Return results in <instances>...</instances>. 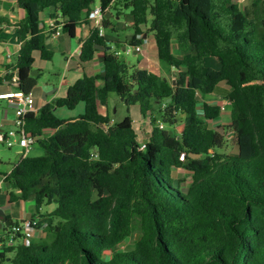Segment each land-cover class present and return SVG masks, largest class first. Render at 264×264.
<instances>
[{"label":"trees","instance_id":"obj_1","mask_svg":"<svg viewBox=\"0 0 264 264\" xmlns=\"http://www.w3.org/2000/svg\"><path fill=\"white\" fill-rule=\"evenodd\" d=\"M17 1L26 12L18 24L21 46L15 66L0 65L6 72L0 86L17 76L18 90L27 94L39 78L32 75L34 54L53 58L40 13L55 9L63 33L75 38L96 0ZM252 1L255 7L263 2ZM99 5L118 16L127 11L134 33L121 43L92 31L80 61H91L97 46L110 47L103 74H84L66 97L25 116V129L43 154L22 157L6 175L19 193L10 201H33L34 217L43 207L55 209L43 215L51 220L47 238H32L29 245L20 236L8 244L7 232L20 222L6 218L0 264H264V16L251 21L235 0ZM3 24L10 23L0 19ZM144 34L153 35L163 66L182 70L174 86L162 79L153 90L146 69L120 61L117 52L141 45L137 36ZM175 42L181 57L173 52ZM208 58L219 69L207 66ZM220 85L228 88L230 121L211 127L222 109L206 99ZM111 94L150 120L145 149L129 112L113 125L99 113ZM81 103L84 112L76 119L55 114ZM176 125H183L180 133L169 129ZM132 238V250H116Z\"/></svg>","mask_w":264,"mask_h":264},{"label":"crops","instance_id":"obj_2","mask_svg":"<svg viewBox=\"0 0 264 264\" xmlns=\"http://www.w3.org/2000/svg\"><path fill=\"white\" fill-rule=\"evenodd\" d=\"M243 12L247 14L249 19L256 22L257 19H261L264 16V0L260 6L255 7L252 0H235ZM100 7L99 6H95ZM113 12L115 10L104 11V21L108 22L107 28L104 27V35L108 41H118L124 43L126 39H131L134 33L133 20L129 16L127 11L122 10L121 16H114ZM44 13V14H42ZM125 16V17H124ZM26 17V12L23 11L17 0H0V19L9 21L10 24H3L0 28V65H10L15 66L17 61V56L20 50L21 42L19 39V29L18 24ZM121 17L125 18L127 21L124 26L119 23ZM40 27L49 36L47 41V46L53 52V58L51 61H43L40 57V53H35V64L34 70H37L39 78L37 86L33 89L34 94V105L32 111L37 112L40 108L47 104H53L55 100L61 99L67 96L69 89L81 81L84 74L90 76H96L103 74L104 71V52L110 50L108 48L99 50L96 52L94 58L82 64L80 61L81 46L82 43L91 35L94 31L93 23L88 19V22L83 23L78 27L76 31V37L71 38L67 34L63 33L60 14L55 9H47L40 13ZM56 31H60V34H55ZM144 42L140 45L141 52L136 53L134 50L135 46H131L134 50L135 62H127L122 58L123 54L119 55L120 61L124 62L128 67H139L144 68L148 71L150 75V82L153 90H158L160 88L161 80L167 79L172 86L175 85L177 75L176 73L181 72L177 68H167L161 64L158 58L157 46L155 39L152 34H144L142 36ZM129 45H124L121 49L122 53H125L124 47L127 49ZM131 51L129 50V53ZM173 52L176 56L181 57L182 52L177 42L173 44ZM128 53V54H129ZM127 54V53H125ZM127 54V55H128ZM209 60H214L212 58L205 59V64L211 68L219 69V63L215 61V65L208 64ZM49 66H52L50 68ZM52 72L53 80L44 81L40 80L42 73L46 70ZM12 72V71H10ZM6 72L3 67H0V75H4ZM15 73V72H13ZM17 76L10 83H5L0 86V96L7 95L18 91V85L16 83ZM223 88V92L226 93L227 87L225 85H220ZM216 94V93H215ZM215 94L209 96L206 101L209 102V98ZM6 101L3 112L0 115V131L2 129L12 128L15 119V108L11 105L8 99H2ZM113 106L109 103L107 107L100 106L99 113L103 116H108L111 119V124H114L110 110ZM136 108L138 115L131 116L133 119V124L138 132L139 139L141 141L145 132L152 133V126L150 120L144 118L140 113V108L138 106H132ZM131 107V108H132ZM60 109V108H59ZM55 109V114L61 113L62 116L59 117L65 120H72L78 118L84 112V106L78 105L75 110H78L75 114L65 113L64 111ZM72 110V111H75ZM71 111V110H70ZM116 111V108H115ZM213 123V122H212ZM211 127H215L211 125ZM183 125H176L173 128L176 133L182 131ZM51 131H45L44 135H51ZM22 158L21 150L17 152V159L14 163L10 164L8 168L0 170V194H6V200L4 204H0V209L4 211L5 220L0 219V237L3 234V229L6 225V218H11L13 222H22L27 219H35L38 222V227L33 233V239H41L44 236V228L51 222L45 216L46 208L52 207L51 211L55 209V205L43 207L40 210V214L35 215L36 209L33 201H24L21 199H15L10 201V194L18 196L19 193L14 191L9 183L6 182L5 177L9 174L15 164ZM0 244V249L2 248Z\"/></svg>","mask_w":264,"mask_h":264},{"label":"built area","instance_id":"obj_3","mask_svg":"<svg viewBox=\"0 0 264 264\" xmlns=\"http://www.w3.org/2000/svg\"><path fill=\"white\" fill-rule=\"evenodd\" d=\"M88 19L93 23L94 30L99 32L100 37H105L104 35V11L101 7H94L93 11L89 13ZM55 34H60V31H56ZM142 38L141 35L137 36V39ZM144 40V39H143ZM144 42V41H143ZM134 50L136 53H140L141 46H135ZM125 53H129V50H126ZM122 54L121 51L117 52L119 56ZM1 99H8L11 105L15 108V119L13 122L12 128L8 129L5 132L0 131V143L5 144L8 148L18 147L21 150L22 157H25L30 154L32 148L37 143V138L27 133L25 129L24 118L25 116L32 111L34 105V94L33 92L24 93L20 90L7 94L1 95ZM229 102H224L220 105L222 112L225 110V107ZM34 112V111H33ZM163 128V125H160ZM152 133L145 132L141 139V149H145L147 140L151 137ZM38 227V222L35 219H27L20 222L18 225H14L8 232L5 237L8 244L14 243L16 237H22L25 245H29L31 239L33 238V233Z\"/></svg>","mask_w":264,"mask_h":264},{"label":"rangeland","instance_id":"obj_4","mask_svg":"<svg viewBox=\"0 0 264 264\" xmlns=\"http://www.w3.org/2000/svg\"><path fill=\"white\" fill-rule=\"evenodd\" d=\"M95 6H99V0H96L95 2ZM44 14V13H42ZM117 11L113 12V18L114 16H116ZM125 17V16H124ZM121 17L119 20V23L124 26V24L127 22L125 21V18ZM128 50H130L131 52L127 55L125 53H122V58H124L127 62H135V56L136 54L134 53V50L132 49L131 46L127 47ZM208 64L210 65H215V61L214 60H209ZM50 68H52V66H49ZM37 71V70H35ZM44 81H52L53 80V75L52 72L49 71L48 69L42 73L40 80ZM227 92H228V88H227ZM224 97H225V93L223 92V88L220 87V90H218V92L209 98V103L211 104H215V105H222L225 101H224ZM200 101L202 102L203 100L201 98H199ZM228 102V101H226ZM5 103L6 101H0V115L3 112V108L5 107ZM109 103L111 104L112 109L110 110L112 119L114 120V124L121 122L127 115L128 112L130 114V116H136L138 115V112L136 110V108H128L126 106V104L121 100V98L116 95V94H111L110 98H109ZM80 105L84 106L83 103H81ZM116 108V111H115ZM62 110L65 113H70V114H75L78 110L75 111H70L67 108H60L59 111ZM230 110H231V105L227 104L225 107V110L222 112V115L219 119L215 120L211 125L217 127V126H223V125H227L230 121ZM58 117H61L62 114L59 112L57 113ZM179 122L183 124V117L179 116ZM2 132H5V128L2 129ZM230 136V135H229ZM20 151V149L18 147H14V148H8L5 144L0 143V170H4L5 168H8L10 166V164L14 163L17 159V152ZM43 154L42 149L36 144L31 152L30 155L31 156H40ZM178 178L184 179L182 175H179ZM187 181V179L185 180ZM181 185L183 187H186L187 183L183 182L181 183ZM15 191V190H14ZM6 200V194L2 193L0 194V204L3 205L4 201ZM53 207V206H52ZM52 207L46 208V212L45 214L51 212ZM47 219H49L48 217H46ZM50 220V219H49ZM51 221V220H50ZM44 236L43 238H47V234L45 232V228H44ZM139 239V235L135 236V240ZM134 246V239H127L126 242H124L121 246H119L118 248H116V250L118 251H129L132 250Z\"/></svg>","mask_w":264,"mask_h":264},{"label":"water","instance_id":"obj_5","mask_svg":"<svg viewBox=\"0 0 264 264\" xmlns=\"http://www.w3.org/2000/svg\"><path fill=\"white\" fill-rule=\"evenodd\" d=\"M96 48H97L98 50H103V49H104L102 46H97ZM108 49H110V47H108ZM124 49H125V47H124ZM32 75H33V76H37V75H38V72L35 71V70H33V71H32ZM169 101H170V99H169ZM0 219H1V220H5V217H4V211L1 210V209H0ZM0 228H1V223H0Z\"/></svg>","mask_w":264,"mask_h":264}]
</instances>
